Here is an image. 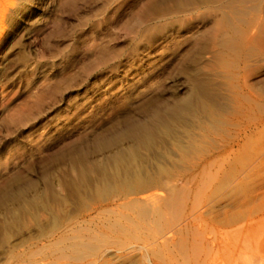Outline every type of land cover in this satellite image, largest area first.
I'll return each instance as SVG.
<instances>
[{
  "label": "rangeland",
  "instance_id": "obj_1",
  "mask_svg": "<svg viewBox=\"0 0 264 264\" xmlns=\"http://www.w3.org/2000/svg\"><path fill=\"white\" fill-rule=\"evenodd\" d=\"M0 264H264V0H0Z\"/></svg>",
  "mask_w": 264,
  "mask_h": 264
},
{
  "label": "bare ground",
  "instance_id": "obj_2",
  "mask_svg": "<svg viewBox=\"0 0 264 264\" xmlns=\"http://www.w3.org/2000/svg\"><path fill=\"white\" fill-rule=\"evenodd\" d=\"M152 197H153V196H152ZM155 198H156V197H155ZM153 199H154V198H153ZM156 215H157V214H156ZM155 219H156V218H155ZM156 221H158V220H156ZM156 221H155V222H156ZM157 224H158V223H157ZM149 236H150V235H149ZM160 237H161V236H160ZM151 247H152V246H151ZM147 252H148V251H147ZM259 262H260V261H259Z\"/></svg>",
  "mask_w": 264,
  "mask_h": 264
}]
</instances>
